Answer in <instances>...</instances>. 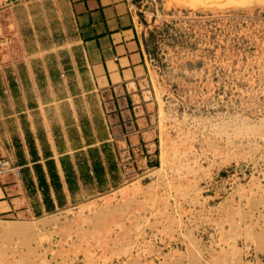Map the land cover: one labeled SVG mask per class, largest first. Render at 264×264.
I'll return each mask as SVG.
<instances>
[{
  "label": "rangeland",
  "instance_id": "1",
  "mask_svg": "<svg viewBox=\"0 0 264 264\" xmlns=\"http://www.w3.org/2000/svg\"><path fill=\"white\" fill-rule=\"evenodd\" d=\"M31 1L0 0V53L33 40ZM131 1L154 161L53 215L0 223V264H264V0Z\"/></svg>",
  "mask_w": 264,
  "mask_h": 264
},
{
  "label": "crops",
  "instance_id": "2",
  "mask_svg": "<svg viewBox=\"0 0 264 264\" xmlns=\"http://www.w3.org/2000/svg\"><path fill=\"white\" fill-rule=\"evenodd\" d=\"M31 2L24 16L33 40L0 53L3 225L101 194L120 183L122 167L149 165L158 150L132 1Z\"/></svg>",
  "mask_w": 264,
  "mask_h": 264
},
{
  "label": "bare ground",
  "instance_id": "3",
  "mask_svg": "<svg viewBox=\"0 0 264 264\" xmlns=\"http://www.w3.org/2000/svg\"><path fill=\"white\" fill-rule=\"evenodd\" d=\"M10 227L8 225H5L4 230H8Z\"/></svg>",
  "mask_w": 264,
  "mask_h": 264
}]
</instances>
